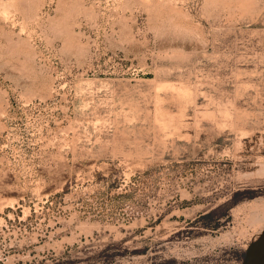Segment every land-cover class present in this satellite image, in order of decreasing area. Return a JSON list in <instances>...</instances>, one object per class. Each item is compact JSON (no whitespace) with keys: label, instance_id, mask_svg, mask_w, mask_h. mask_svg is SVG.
I'll return each instance as SVG.
<instances>
[{"label":"rangeland","instance_id":"374dc122","mask_svg":"<svg viewBox=\"0 0 264 264\" xmlns=\"http://www.w3.org/2000/svg\"><path fill=\"white\" fill-rule=\"evenodd\" d=\"M0 264H264V0H0Z\"/></svg>","mask_w":264,"mask_h":264}]
</instances>
